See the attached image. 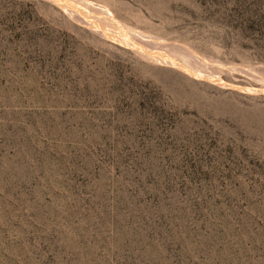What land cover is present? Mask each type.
I'll list each match as a JSON object with an SVG mask.
<instances>
[{
	"label": "rangeland",
	"instance_id": "rangeland-1",
	"mask_svg": "<svg viewBox=\"0 0 264 264\" xmlns=\"http://www.w3.org/2000/svg\"><path fill=\"white\" fill-rule=\"evenodd\" d=\"M26 1L54 32L0 50V264H264V0H77L106 35Z\"/></svg>",
	"mask_w": 264,
	"mask_h": 264
},
{
	"label": "trees",
	"instance_id": "trees-1",
	"mask_svg": "<svg viewBox=\"0 0 264 264\" xmlns=\"http://www.w3.org/2000/svg\"><path fill=\"white\" fill-rule=\"evenodd\" d=\"M37 19L38 15L36 10H33L31 2L0 0V50L9 47L15 41L39 39L41 31H47V34L54 32V29L48 26L40 30Z\"/></svg>",
	"mask_w": 264,
	"mask_h": 264
},
{
	"label": "bare ground",
	"instance_id": "bare-ground-1",
	"mask_svg": "<svg viewBox=\"0 0 264 264\" xmlns=\"http://www.w3.org/2000/svg\"><path fill=\"white\" fill-rule=\"evenodd\" d=\"M79 1H81V2H83V3H86V5H88V3H90V2H88V1H86V0H79ZM62 2H63V4H64V8H66L67 10H68V12L71 14V15H73V12L75 11V12H77L79 15H81L83 18H84V20H85V22L88 24V25H90V26H92V27H94V28H96V29H98V30H100L101 32H103V33H105V35L106 34H108L107 33V31L104 29V27L103 26H101L100 24H97V23H95L94 21H92V19L87 15V13H86V10H84L85 8L84 7H82V8H84V9H82V8H79V6H78V4H77V0H62ZM80 4V3H79ZM93 4V3H92ZM82 6L84 5V4H81ZM94 6H96V4L94 5ZM88 7H89V5H88ZM96 8H98V7H96ZM81 18V17H80ZM79 20V19H78ZM114 22V21H113ZM118 29V31L120 32V35H119V41H121V42H125L126 41V38H128L129 36H127L125 33L127 32L126 30H125V28H123V27H119V28H117ZM124 33V34H123ZM145 37V36H144ZM130 38V37H129ZM129 42H131L130 43V45H132V46H134L135 44L132 42V39L130 38L129 39ZM154 42H156V43H158V44H160V45H168V46H171V47H173V48H177V47H179L177 44H170V43H166V42H163V41H154ZM138 47V50L140 49V50H142V51H144V53L146 52V53H148V54H150L151 56H153V57H155V58H159V59H164V60H166L167 62H169V63H172V64H174V65H176L177 67H179V68H181L182 70H184V71H186V72H188V73H190V74H193V75H196L197 77L198 76H201V77H208V74H206V73H203V71H199V70H196V69H193V68H191L190 66H187V65H185V64H181V63H179V62H177L172 56L170 57L169 55H167V54H165V52L163 53V52H152L151 50V52L150 51H147V50H144V48H143V46H137ZM146 47V46H145ZM182 47V46H181ZM137 49V48H136ZM148 49V48H147ZM183 49H185L191 56H192V58H194L195 59V61L197 62V63H199L201 66H203V67H206V68H208V66L209 65H212L213 63L212 62H210V61H208L207 59H204V58H202V57H200V56H198V55H196V54H194V53H192V51H190L189 49H187V48H183ZM167 51V50H166ZM183 51V50H182ZM173 58V59H172ZM178 60V59H177ZM160 61V60H159ZM179 61V60H178ZM215 61V60H214ZM160 62H162V61H160ZM215 66V65H214ZM198 67V66H197ZM210 69V68H209ZM205 70V69H204ZM211 70V69H210ZM239 71V70H238ZM209 73V72H208ZM250 75V74H249ZM213 76V75H212ZM216 77V76H215ZM200 78V77H199ZM209 78H211V79H213L212 77H209ZM203 79V78H202ZM222 82V81H221ZM264 86V85H263ZM260 90V89H259ZM264 90V89H263Z\"/></svg>",
	"mask_w": 264,
	"mask_h": 264
}]
</instances>
